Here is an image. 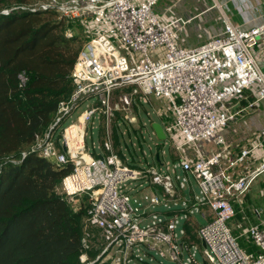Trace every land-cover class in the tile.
<instances>
[{
	"label": "built area",
	"instance_id": "built-area-1",
	"mask_svg": "<svg viewBox=\"0 0 264 264\" xmlns=\"http://www.w3.org/2000/svg\"><path fill=\"white\" fill-rule=\"evenodd\" d=\"M157 2L42 0L31 6L79 25L87 36L71 71V94L58 104L49 131L35 135L31 149L55 166L71 165L60 190L70 203L88 196V224L100 231L103 251L112 264H145L140 254L173 264H264V212L254 208L256 223L237 237L228 225L234 204L264 173V126L227 162L231 150L220 133L264 100L262 56L256 53L264 37V15L243 29L231 22L227 10L214 5L223 24L221 32L199 46L181 47L186 21L163 22L154 12ZM255 4L257 11L264 0ZM72 33L67 30L65 37ZM16 80L24 86L25 71L18 72ZM253 89V100L238 107L243 93ZM150 100L165 101L171 121L159 123L164 139L154 145V153L147 146L148 155L142 151V156L134 158L137 167H131L125 163L129 159L122 154L124 162L114 149L112 120L120 114L121 150L120 140L127 146L128 135L135 154L137 146L143 148L144 133L149 134L132 125L138 122L140 107ZM85 102V109L53 138V126L61 127ZM99 127L102 141L89 148L87 133ZM164 146L173 156L171 165L163 161ZM238 168L247 171L237 173ZM156 207L160 211H147ZM191 222L197 223L194 233L199 246L186 232L185 225ZM241 237L256 252L243 251L237 243ZM80 261H85L83 255Z\"/></svg>",
	"mask_w": 264,
	"mask_h": 264
},
{
	"label": "trees",
	"instance_id": "trees-1",
	"mask_svg": "<svg viewBox=\"0 0 264 264\" xmlns=\"http://www.w3.org/2000/svg\"><path fill=\"white\" fill-rule=\"evenodd\" d=\"M40 1L0 0V12L9 10L0 13V264H112L100 231L88 224V196L73 208L60 190L71 165L55 166L31 149L35 135L49 131L58 104L70 96L71 71L87 40L79 25L31 7ZM67 30L73 32L69 38ZM20 71L27 75L24 86L16 80ZM154 113L158 123L170 122L166 112ZM118 120L115 114L112 142L125 162ZM96 138L102 141L101 127ZM125 163L137 167L133 156ZM196 227L195 222L185 225L189 240L199 246ZM237 243L245 252H256L247 239Z\"/></svg>",
	"mask_w": 264,
	"mask_h": 264
},
{
	"label": "rangeland",
	"instance_id": "rangeland-1",
	"mask_svg": "<svg viewBox=\"0 0 264 264\" xmlns=\"http://www.w3.org/2000/svg\"><path fill=\"white\" fill-rule=\"evenodd\" d=\"M231 1L232 0H203L204 3L207 4V6L211 5H220L225 11L228 10L227 8L231 9ZM202 6L198 7L201 8ZM228 13V11H226ZM212 18L210 20L202 21L195 23L201 25V30H206V36L203 35L201 37H188L186 39H182V41L179 42V46L181 47H196L204 43L210 36H213L214 34L218 33L222 30L223 24L220 19V15L217 8H214V10L209 15ZM208 16V17H209ZM256 53L259 56H263L264 58V51H259V49L256 48ZM261 58V59H262ZM252 93H256V89L252 90ZM91 101V100H90ZM88 101V102H90ZM250 101V100H249ZM87 102V103H88ZM248 101L241 99V97L238 100V105L240 107L246 106ZM261 105V102H258L253 107L247 109L241 114V118H237L236 121L229 123L226 127H224L220 133L224 136L226 144L228 148L231 150V155L226 159V162L229 158H232L241 148L247 147L259 131L264 126V102ZM86 102L83 103L81 106H79L76 111L73 113L70 119L65 121L61 127H59L53 135V138H56L58 134L60 133V129L68 124L70 120L75 119V117L82 112L85 109ZM141 109L138 112V122L132 125L133 129H138L139 126H141V130L149 134V137L146 133H144V143L143 148L140 150L137 146L135 150V154L131 149L130 142L128 139V135L125 137V142L127 143V146L129 148V151L127 150L126 146L124 145V142L121 138V146H122V153L125 155L126 158H130L133 156L136 158V156H142V151H145L148 155V149L147 146L151 147L152 153L155 151V146L160 143L159 140L156 139L150 124L151 122H158L157 117L154 113L156 110L164 111L166 112L167 119L166 121H171L172 112L168 108V104L163 100H150L149 104L143 105V107H140ZM154 109V110H153ZM122 130H124V127H121ZM91 136V140L90 137ZM87 145L89 148L92 147V143H97L96 138V132L93 131L92 134L90 132L87 133ZM136 142V141H134ZM163 150V161L172 164V157L169 149L167 146L162 147ZM253 166H250L248 170H251ZM242 168L236 169L237 173H241ZM247 170H243V174ZM180 177L183 176L181 172L178 173ZM190 185L194 191L195 194H198V188L196 185V182L193 178L190 179ZM188 192V186L186 187V193ZM84 200L83 196L77 197L71 204L73 208H78L80 203ZM238 206V212L234 215V217L231 219V221L228 223L230 228H232V232L235 236H238L243 229H245L250 224H253V215L252 210L254 208L261 209L264 212V173L261 174L256 178V180L252 183L249 190L247 191L244 198L236 203ZM148 212L154 211H160L158 207H156L154 210H151L148 208ZM196 220L199 224L202 223V220L199 217H196ZM140 257L145 262V264H173L172 262H169L165 259H162L158 256H154L155 258L152 259L149 256H143L140 254ZM197 259L201 260V256L199 253H197Z\"/></svg>",
	"mask_w": 264,
	"mask_h": 264
},
{
	"label": "crops",
	"instance_id": "crops-1",
	"mask_svg": "<svg viewBox=\"0 0 264 264\" xmlns=\"http://www.w3.org/2000/svg\"><path fill=\"white\" fill-rule=\"evenodd\" d=\"M255 5V0H232L231 9L227 8L231 22L243 29H248L255 25L259 20L257 18L264 15V5H259L257 11H254L253 7H255ZM200 6L202 7L198 8ZM214 8H216L214 5L207 6L203 0H158L157 4L154 6V12L163 22H170L178 18L186 21V24L181 28L180 38L182 41V39H186L189 36L201 37L202 33L206 36V30H201V25L194 24L210 20L212 17L209 15ZM250 19L252 20L250 21ZM220 32L221 31L213 36L218 35ZM257 49H259V51H264V37L260 40ZM261 65L264 68V58L261 59ZM249 96H251L252 99L254 93H252V91L247 92V94L241 96V99L249 101ZM260 102L262 105L264 100ZM238 107L240 106L238 105ZM241 117L242 116L239 118ZM252 165L254 166L255 163L251 164V166ZM232 230L231 228V231Z\"/></svg>",
	"mask_w": 264,
	"mask_h": 264
},
{
	"label": "water",
	"instance_id": "water-1",
	"mask_svg": "<svg viewBox=\"0 0 264 264\" xmlns=\"http://www.w3.org/2000/svg\"><path fill=\"white\" fill-rule=\"evenodd\" d=\"M150 127H151L156 139L159 141H162L164 139V134L162 132L161 125L158 122H152ZM157 151H158V149H157ZM201 246L204 247V244L201 243Z\"/></svg>",
	"mask_w": 264,
	"mask_h": 264
}]
</instances>
